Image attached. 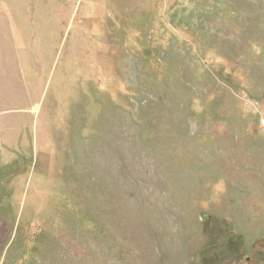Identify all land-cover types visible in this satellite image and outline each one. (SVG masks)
<instances>
[{
  "label": "rangeland",
  "instance_id": "374dc122",
  "mask_svg": "<svg viewBox=\"0 0 264 264\" xmlns=\"http://www.w3.org/2000/svg\"><path fill=\"white\" fill-rule=\"evenodd\" d=\"M0 264H264V0H0Z\"/></svg>",
  "mask_w": 264,
  "mask_h": 264
},
{
  "label": "flooded vegetation",
  "instance_id": "af4514ba",
  "mask_svg": "<svg viewBox=\"0 0 264 264\" xmlns=\"http://www.w3.org/2000/svg\"><path fill=\"white\" fill-rule=\"evenodd\" d=\"M7 241L4 242V245H2V247L0 248V263L4 257V248L7 246L6 244Z\"/></svg>",
  "mask_w": 264,
  "mask_h": 264
}]
</instances>
